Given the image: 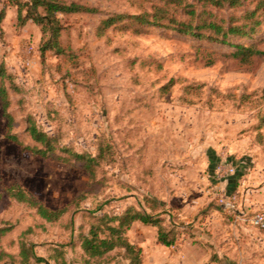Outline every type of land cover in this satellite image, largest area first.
<instances>
[{
	"label": "rangeland",
	"instance_id": "374dc122",
	"mask_svg": "<svg viewBox=\"0 0 264 264\" xmlns=\"http://www.w3.org/2000/svg\"><path fill=\"white\" fill-rule=\"evenodd\" d=\"M67 1L98 11L63 18L61 55L48 51L42 59L41 26L32 19L21 24L15 6L0 30L13 132L25 146H41L28 130L35 123L57 137L52 147L69 158L45 159L10 141L0 101V212L17 223L13 236L35 227L26 238L45 261L33 264H90L83 236L93 226L108 235V226L118 224L114 217L131 207L158 217L172 231L169 238L177 237L165 246L156 225L135 221L124 235L143 248L142 264H264V231L245 215V209L264 210V56L243 63L237 46L129 17L106 23L171 0ZM259 1L212 10L216 21L245 24L241 34L228 36L230 43L264 49V11L252 19L246 12ZM170 8L167 22L188 19L183 8ZM65 146L98 156L93 179L85 159ZM223 164L234 173L218 172ZM14 183L53 209L88 194L73 215L40 225L33 209L8 197L5 187ZM221 189L238 194L240 212L221 205ZM90 261L130 259L119 248Z\"/></svg>",
	"mask_w": 264,
	"mask_h": 264
},
{
	"label": "trees",
	"instance_id": "16d2710c",
	"mask_svg": "<svg viewBox=\"0 0 264 264\" xmlns=\"http://www.w3.org/2000/svg\"><path fill=\"white\" fill-rule=\"evenodd\" d=\"M249 0H196V2L189 3L185 0H171L165 5H154L151 10H146L143 13L136 15H118L106 20L107 25L114 23L116 19L121 17L133 18L140 24H148L155 26H166L173 28L182 34H190L198 36L199 38H207L209 40L220 42L223 44H230L237 46L238 50L235 55L243 62L250 63L254 57L264 56V49L257 44L241 45L233 44L228 41V36L232 34H241L244 31L245 24H237L233 18L229 20L216 21L211 18L214 14V9L221 10L222 8H238L245 7ZM15 6L18 11V19L21 24H24L28 19H32L35 23L41 26L44 34L43 42L39 48L42 59H45L48 51H54L56 55L63 54L64 48L61 43V37L65 24L63 18L65 16L82 13V12H96L97 8L82 4L77 1L67 0H0V30H2V23L7 15V8ZM175 7L173 10L183 8L188 15V19L180 20L177 17L170 19L167 22L170 7ZM198 6L203 9L199 12ZM209 10V17L204 18V13ZM259 10L264 11V0H260L258 6L253 10H247V18L252 19L256 16ZM197 19V22H195ZM228 23V24H227ZM259 20L255 24H259ZM253 29V28H252ZM204 30L212 32L206 34ZM216 33L222 37L214 35ZM245 33V32H244ZM4 63L0 64V101L2 103L3 112L7 118L6 135L10 141L22 147L25 151H30L45 159H56L60 161H69V158L62 157L57 154L52 143L57 138L48 134L43 129H40L36 124H31L28 128L32 138L41 146H25L19 136L13 132L14 116L10 112V97L9 89L5 85V78L9 77ZM63 150L73 153L78 158L85 159L83 167L89 173L90 178L93 179L95 172L93 164L98 157H94L89 153H78L73 151L70 147H63ZM5 192L11 201L23 204L24 207L33 209L37 215V223L40 225H52L59 223L66 215H73L77 209L79 201L84 200L88 192L86 190L79 192L75 197L64 207L50 208L43 201L39 200L35 195L30 193L21 184L14 183L5 187ZM4 193L0 194V201ZM118 221L117 225L108 226L109 234L102 236L99 227L93 226L87 235L82 238V249L88 257L87 263L91 264V259L102 258L108 253L116 249H124L127 258L130 259L129 264L143 263V248L138 244L132 243L124 235V230L130 227L135 221H141L145 224H152L158 227L157 241L165 246H172L177 242V237L174 235L169 238L171 230L165 228L160 219L153 214L138 210L137 208H129L124 214L114 217ZM17 223L4 218L0 212V263L8 261L10 263L19 264H33L34 262L45 261L44 258L38 256L33 248L30 246L26 235L35 229L33 226H28L19 235L18 245L19 253L15 254L7 251L2 243L5 238L12 234ZM10 246H14L16 241L13 238L8 240Z\"/></svg>",
	"mask_w": 264,
	"mask_h": 264
},
{
	"label": "built area",
	"instance_id": "2783aa9c",
	"mask_svg": "<svg viewBox=\"0 0 264 264\" xmlns=\"http://www.w3.org/2000/svg\"><path fill=\"white\" fill-rule=\"evenodd\" d=\"M222 169L226 170L227 173L233 174L235 171V168L233 165L226 166L220 165L218 168V172H220ZM217 199L221 203L222 206H224L228 210H232L235 212H240L241 208L238 203V194L234 193H227L223 189L217 193ZM245 215H249L250 221L252 224H254L256 227L260 228L262 231H264V210H247L245 209Z\"/></svg>",
	"mask_w": 264,
	"mask_h": 264
},
{
	"label": "crops",
	"instance_id": "0c3cea01",
	"mask_svg": "<svg viewBox=\"0 0 264 264\" xmlns=\"http://www.w3.org/2000/svg\"><path fill=\"white\" fill-rule=\"evenodd\" d=\"M19 235H20V234H18L17 236H13L12 234L9 235L7 238L4 239V241H3V243H2L3 247H4L7 251H9V252H12V253L18 254V253H19V245H18ZM9 237H12V238L16 241V244H15L14 246H10V245L8 244V242L6 241V239H8V240L10 239ZM162 249H163V248H159L158 250L161 251ZM6 263H10V262H8V261H3V262H1L0 264H6ZM34 263H35V262H34ZM11 264H19V263L16 262V263H11Z\"/></svg>",
	"mask_w": 264,
	"mask_h": 264
}]
</instances>
